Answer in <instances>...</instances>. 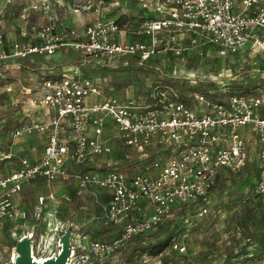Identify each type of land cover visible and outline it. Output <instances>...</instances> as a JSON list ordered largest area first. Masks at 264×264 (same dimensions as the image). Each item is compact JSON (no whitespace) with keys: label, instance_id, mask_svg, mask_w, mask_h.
<instances>
[{"label":"built area","instance_id":"built-area-1","mask_svg":"<svg viewBox=\"0 0 264 264\" xmlns=\"http://www.w3.org/2000/svg\"><path fill=\"white\" fill-rule=\"evenodd\" d=\"M123 1L131 6L130 0ZM136 1L145 15L138 16L133 24L126 23L125 28L107 13L109 7H122L116 0H69L68 10L75 14L96 13L80 30L56 13L63 0H23L10 12L18 39L7 41L0 29V77L5 69H19L30 56L52 57L62 50L73 51L76 56L71 67L41 77L38 87L20 83L17 90L22 99L9 101L10 107L22 113L11 129L12 137L43 134L45 141L40 157L34 160L16 157L12 148L0 152V160H18L7 173L0 174V231L3 224L17 225L28 217L27 210L12 201L23 184L41 179L49 185L66 179L70 164L84 167L94 157L110 152L112 146L105 132L108 123L122 146L150 163L136 172L108 163L101 170L74 173L79 192L97 188L106 194L100 217L111 231L106 239L72 245L67 264H83L109 254L129 239L154 230L176 207L207 201L220 171L239 169L244 164L248 130L254 133L257 149L253 193L264 197V84L236 93L214 76L213 84L204 90L189 92L193 102L189 104L181 99L177 86L161 79L146 101L113 92L103 96L104 79L84 72L89 62H146L154 55L165 58L171 52L178 56L186 47L200 55L205 47H211L218 56L232 57L254 51L258 58L252 55L247 62L264 72V0ZM14 3L0 0V22L7 6ZM178 35L189 37L186 47L180 45ZM191 75L194 79L181 77L173 69L169 78L195 83ZM11 91L6 85L4 92ZM240 127H245V132ZM151 151L163 155L151 159ZM43 199L50 201L54 216L59 213L60 205L51 193L38 197L39 207ZM60 199L72 201L69 194H62ZM206 211L202 207L198 214ZM40 215L41 209H36L34 220ZM187 230L178 234L186 237ZM11 234L16 235L14 231ZM34 245L35 239L32 248ZM170 247L184 251L177 240Z\"/></svg>","mask_w":264,"mask_h":264},{"label":"rangeland","instance_id":"rangeland-1","mask_svg":"<svg viewBox=\"0 0 264 264\" xmlns=\"http://www.w3.org/2000/svg\"><path fill=\"white\" fill-rule=\"evenodd\" d=\"M116 1L122 2L124 10L130 9L125 6L127 2ZM129 3L140 6L136 0H130ZM2 22L4 26L10 24L11 31L8 30V32L14 33L16 24L11 13L6 14ZM178 36L181 46L187 44L186 41L189 37ZM203 51V55H200L186 47L178 56L170 54L163 58L154 55L147 64L135 63L133 60L129 64L110 61V64L95 67L92 74L97 80L104 79L103 84L99 82L103 96L112 94V92L119 96L134 98L140 95L141 97H139L146 101L155 82L161 79L167 84L177 86L180 95L187 96L186 100L189 104H193L188 97L189 92L196 88L204 90L210 85L209 82L213 84L214 76L216 77L215 81H220L221 78L222 83L232 81L239 84H250L249 82L255 77L257 80L259 79L257 84H264V72L256 71L254 65L247 62L252 55H256L258 58V53L245 51L244 54L232 57L229 55L218 56L211 47H205ZM30 57L31 59L27 63L21 60L22 64L19 69H5L4 75L0 77V105L2 107L0 110V144L5 150L16 147L18 153L24 143H29L30 149L35 150L33 145L40 143L37 139V135L40 134H28L20 138L12 137L11 129L17 124L16 119L22 113L20 110L10 107L9 101L22 99L20 91L17 90L20 83L33 88L38 87L39 77L48 76L49 73L46 70H55L52 68L54 63L51 56ZM63 64H65L64 61ZM112 65L116 67L110 68ZM173 69H176L181 77L190 75V78L194 79L191 75L193 74L196 82L191 83L184 79L173 82L168 78ZM6 85L11 86V92H4ZM231 89L236 93L243 91L239 86H233ZM261 95L264 97V91ZM240 130L245 132L246 128L240 127ZM245 133H247V151L244 164L239 169L223 168L217 178L214 190L207 195V201L176 207L167 220L162 221L158 227L145 233L141 238H131L109 254L94 257L88 262L84 261L83 264L91 262L92 264H264V197L256 196L253 193V181L257 173V149L254 133L249 130ZM132 154L131 161L122 162L117 167L123 171L142 170V162L140 163L138 154L135 152ZM159 154L160 152L151 151L149 158L154 159L159 157ZM17 156L19 158L28 155L24 152L21 156L19 154ZM4 161L7 160L4 159ZM10 163L15 166L18 160L14 158ZM69 171L70 175L66 180H72L74 173L77 172L76 168ZM51 185L33 189V185H29L27 182L23 187L22 198L25 197V200L32 201L35 195L53 189ZM88 194L84 193L79 198V203L76 202V198L71 203L60 199L58 204L61 208H59V213H55V216L52 214L50 206L46 210L50 215L47 212L41 213L36 220L32 217L20 224H11L13 227L11 231H14L16 235L13 236L10 231L8 237L0 236V264L11 259L12 246L17 241L15 237L27 232H32L34 235L35 245L32 248V253L38 259L50 256L58 249L59 235L70 223L73 224L69 234L72 245L81 243L85 246L95 237L106 239L111 229L103 225L100 217L101 209L92 203ZM202 207H206L207 211L198 214ZM185 229H188V234L182 238L178 233ZM170 231L174 236L173 240H177V243L184 247V251L170 247L156 256L140 252L132 256L129 255L130 249L138 246L139 243L158 241L168 235ZM76 252H78V247Z\"/></svg>","mask_w":264,"mask_h":264},{"label":"crops","instance_id":"crops-1","mask_svg":"<svg viewBox=\"0 0 264 264\" xmlns=\"http://www.w3.org/2000/svg\"><path fill=\"white\" fill-rule=\"evenodd\" d=\"M20 1H23V0H15L14 5H8L7 9L5 10L4 16L6 17V14H9L13 9H16L15 4L20 2ZM24 1L28 2L29 0H24ZM93 1L96 2L97 0H93ZM137 7L139 8L140 6H137ZM68 9H69V0H63V3L61 5L56 6V13L58 14L59 17L64 19L67 24L73 25L77 30H80L84 26V24H86L87 21H89L90 19H92L96 16V13L93 11H86V12L81 13V14H75ZM135 12H137L136 5H131L129 10L128 9L124 10L123 7H119V8L109 7V8H107V13H108L109 17H117V16H119L120 13L121 14L122 13L134 14ZM103 13L104 12L102 11L101 14H103ZM141 15H145V12L143 10H142V12H140L139 16H141ZM147 15H148V13H147ZM2 20L0 22V29L2 28V30L5 31L7 41H9V40L11 41L13 39H18L17 37H19V36L17 35V30L15 29V27H14V33H12V32L9 33L8 30H10V28H9L10 24H5L6 26H4ZM127 21H128L127 23L134 22L133 19H130ZM123 27L125 28V26H123ZM12 34H13V36H12ZM56 54H58V55L55 56ZM56 54L54 56H52V59L54 60V61L52 60V62L54 63L52 68H54L55 70H53V69L46 70L49 73V75H54L55 73H59L60 71H63L64 69H66L68 67H71V65H73L74 62L76 61L75 60L76 56L73 55V51L62 50L60 52H57ZM63 61L65 64L62 65ZM89 65H90V67L91 66H93V67L90 68ZM98 66L101 67L103 65H98L97 63L89 62L84 67V72H86V74H90V75L94 76V74H92V72H93L92 70ZM115 67L116 66H110V68H115ZM43 69H44V67H43ZM40 78H41V76L39 77V79ZM39 79H37V80H39ZM120 97H124V95H120ZM127 97H132V96H127ZM43 112L44 111L42 110V113ZM105 132H107L108 137H109V141H110L111 146H112L111 151L108 152L107 154H102V155L94 157L91 160V162L84 167L70 164L69 170H71L72 168L73 169L76 168L77 171L78 170H84V169L90 170V171L94 170V169L95 170H101L102 168H105L108 163L110 164V166L111 165L117 166V165L121 164L122 162L124 163V162L131 161V159L133 158V154H132L133 150L121 145V143L117 140V137L114 133L113 125L111 123H108V126L106 127ZM37 137H38L37 139H39L40 143L37 145H33L36 148L35 150L32 151L30 149L29 143H24L23 148H21V150H20L21 154L26 152L28 155L27 157H29L31 160H34V159H37L40 157V154H41V151L43 148V144L45 141L43 134L37 135ZM4 150L5 149H3V145L0 144V152L4 151ZM121 150H122V153H121ZM13 151L15 152L16 157H17V154H19L21 156V154L17 152L18 150L16 149V147H14ZM162 155H163V153H160L158 156H162ZM121 159H123V160L121 161ZM139 161H140V163L142 162L141 167H146L150 164V163H147V162H149V160L141 161V159H139ZM10 162L0 160V174L7 173L9 171V169L12 168L13 165ZM124 167H126V166L124 165ZM121 168H123V166H121ZM125 169H127V168H125ZM128 172H132V169L131 170L129 169ZM51 184H52L51 188H53V189H48L45 191V193L35 195V197L33 198L32 201L25 200V197L22 198V193L24 190L23 187L25 185V184H23V186L21 188L22 190L19 193L14 194L12 196V201L14 203L18 204L19 206H21V208H23L24 210H27V212H28L27 219L28 218L31 219L33 217V212H35L36 209H39V208L41 209L42 214L46 213V212H47V214H49V211H46L51 206L50 201L48 199L45 200V205H44V203L42 204L41 207H39V205H37V199H38V197H41L42 195L48 196V193H51L59 202L62 194H69L72 198L71 202H73L74 199L76 198V202L79 203L80 202L79 198H81L84 193H89L88 195H89L92 203H94L95 206L100 207V209H101L100 212H102L104 201L106 199V194L103 191H101L97 188H91V189L82 190L79 192L77 190V188L75 187L74 179H72V180L58 179L57 181H55ZM29 185H33V189H34V188H41L42 186L47 187L50 184L46 185L44 183V181L41 179H33V180H31V182L29 181ZM70 190L72 191V193ZM59 208H61V207L59 206ZM100 215H101V213H100ZM32 219H34V217ZM12 228L13 227L11 224H8V223L3 224L2 230L0 231V236L5 237V235H6L8 237ZM108 237L109 236H107V238Z\"/></svg>","mask_w":264,"mask_h":264},{"label":"water","instance_id":"water-1","mask_svg":"<svg viewBox=\"0 0 264 264\" xmlns=\"http://www.w3.org/2000/svg\"><path fill=\"white\" fill-rule=\"evenodd\" d=\"M73 224L70 225L59 235L58 249L52 255L44 258L43 261H33L32 246L34 235L32 233L22 234L12 246L13 257L3 264H67L68 258L72 255V243L69 234ZM78 264V263H73Z\"/></svg>","mask_w":264,"mask_h":264},{"label":"trees","instance_id":"trees-1","mask_svg":"<svg viewBox=\"0 0 264 264\" xmlns=\"http://www.w3.org/2000/svg\"><path fill=\"white\" fill-rule=\"evenodd\" d=\"M136 8H137V12H135L134 14H131V13H122L121 14L120 13L119 16H117V18L115 19V21H117V23H118V26L122 27L123 25H125L128 22L127 20H130V19H133V21H135L136 18L140 15V12H142V9H140L138 7H136ZM170 54L174 55V54H172L170 52V53H168V56H170ZM132 60L133 59H128V64L131 63ZM135 63H137V62L135 61ZM141 63L147 64L148 61L141 62ZM169 79L172 80L173 82L175 81L171 77ZM257 81H259V79L257 80V78L253 77L251 82H249L250 84H244V83L243 84H239L238 82L234 83L232 81H229V82L225 81L226 82L225 84L230 86V88H232L233 86H239V87H241L243 89V91H251V90H253V88L256 85H258L256 83ZM209 84H212V83L209 82ZM198 90H203V89H198ZM181 99H183L184 101H187L186 100V96L181 95ZM84 170H86V169H84ZM173 237L174 236L172 234V231H170L168 233V235H166L165 237L159 239L158 241H155V242H145V241H143V243H139L138 246L133 247L132 249H130L129 255L132 256V255L136 254L137 252H140L141 254L147 253V254L152 255V256L159 255V253H162L164 249H166V248H168L170 246V244H171V242L173 240ZM134 238H141V236H137V237H134Z\"/></svg>","mask_w":264,"mask_h":264},{"label":"bare ground","instance_id":"bare-ground-1","mask_svg":"<svg viewBox=\"0 0 264 264\" xmlns=\"http://www.w3.org/2000/svg\"><path fill=\"white\" fill-rule=\"evenodd\" d=\"M32 255H33V253H32ZM45 256H46V255H45ZM47 257H48V256H46V257H44V258H47ZM32 258H33V261H36V259H38L37 257H35V255H33ZM44 258H43V257H40V258H39V261H43Z\"/></svg>","mask_w":264,"mask_h":264}]
</instances>
